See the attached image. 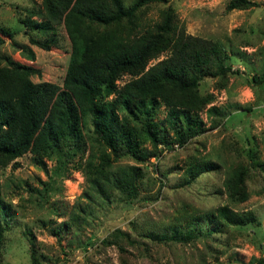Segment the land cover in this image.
<instances>
[{"label": "rangeland", "instance_id": "1", "mask_svg": "<svg viewBox=\"0 0 264 264\" xmlns=\"http://www.w3.org/2000/svg\"><path fill=\"white\" fill-rule=\"evenodd\" d=\"M248 1L256 6L228 11L231 0H168L146 10L141 27L128 26L126 35L142 34L170 6L189 35L222 44L229 59L226 65L240 74L201 81L200 96L210 100L198 113L203 131L181 146L167 126L170 144H160L156 157L116 158L84 133L85 148L76 157L64 149L60 156L44 157L40 163L28 153L0 166L1 200L13 216L9 225L0 221V264H256L264 258V173L258 167L264 164V89L250 79L264 77V0ZM133 2L124 0L126 6ZM41 7L42 0H0V36L5 42L0 55L38 70L31 76L34 83L62 85L71 52L65 29H59V48L46 51L31 42L21 24L30 10ZM23 46L34 52V60L22 53ZM168 55L164 51L150 65ZM0 65L7 64L0 60ZM130 78L125 74L116 84L122 87ZM212 107L225 116L209 115ZM166 117L167 107L161 104L154 122L162 124ZM127 123L141 128L131 119ZM86 127L87 131L90 126ZM141 147L155 152L149 140ZM100 150L111 154L113 174H127L123 180L133 178L134 187L123 191L106 185L105 197L92 190L89 201L84 198L90 189L87 171L77 166ZM205 162L217 168L183 185L188 168ZM236 169L245 176L249 198L244 202H234L229 192L228 180ZM221 206L252 212L256 221L227 228L223 241L216 243L204 238L191 244L172 239L153 243L143 238L148 230L171 236L177 218L185 219L178 225L185 229L194 215L216 214ZM116 230L128 237L104 244Z\"/></svg>", "mask_w": 264, "mask_h": 264}, {"label": "trees", "instance_id": "2", "mask_svg": "<svg viewBox=\"0 0 264 264\" xmlns=\"http://www.w3.org/2000/svg\"><path fill=\"white\" fill-rule=\"evenodd\" d=\"M42 2L43 7L30 10L21 24L27 29L31 42L46 51L59 48V29H65L71 48L68 68L62 85L46 81L34 83L31 76L38 75V70L0 55V60L7 64L0 65L2 167L28 153L40 163L44 157L60 156L64 149L67 155L76 157L82 146L85 148L84 133L98 147L109 149L116 158L125 155L141 161L143 157H156L160 144H170L167 126L174 133L173 140L181 146L203 131L198 113L210 100L200 96L201 81L228 73L240 74L226 65L229 59L222 44L189 35L170 6L162 10L160 21L153 28L142 34L126 35L128 26L141 27L146 10L152 5H166L168 0H134L130 6H126L124 0ZM253 6L256 4L248 0H231L227 10ZM8 35L14 39L13 33ZM4 43L0 36V47ZM21 51L29 60H34V52L28 46H23ZM164 51L169 55L150 65V61ZM125 74L131 78L119 87L116 82ZM250 79L264 89V77L259 80L253 75ZM161 104L167 107V119L162 124L154 122ZM207 112L225 116L217 107ZM128 119L141 128H130ZM87 125L90 128L86 131ZM145 140L152 142L155 152L142 150ZM99 152L90 153L85 165L81 162L83 166H77L87 171L90 189L84 198L89 201H92V190L105 197L106 185L123 191L134 187L133 178L130 182L123 180L129 177L127 174H113L111 154ZM213 167L216 164L212 162L195 163L188 168L183 185L217 168ZM258 167L264 173V164ZM228 181L234 202L249 198L244 172L234 170ZM12 218L3 207L0 195V221L9 225ZM255 221L252 212L238 213L221 206L216 214L194 215L185 229L178 226L181 220L177 218L171 236L148 230L143 231V238L153 243L172 239L191 244L200 238L216 243L223 241L227 228ZM125 237H128L126 233L116 230L104 244L113 245ZM256 264H264V258Z\"/></svg>", "mask_w": 264, "mask_h": 264}]
</instances>
